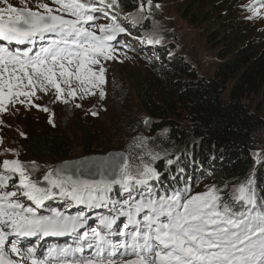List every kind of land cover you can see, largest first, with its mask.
Masks as SVG:
<instances>
[{
  "label": "snow or ice",
  "instance_id": "obj_1",
  "mask_svg": "<svg viewBox=\"0 0 264 264\" xmlns=\"http://www.w3.org/2000/svg\"><path fill=\"white\" fill-rule=\"evenodd\" d=\"M21 4L0 0V113L10 105L31 104L32 97L39 99L37 91L47 94L49 87L61 99L66 90L62 84L68 96L75 97L78 87L81 98L98 89L104 99L107 69L102 61L115 58L112 41L127 33L126 27L115 16L106 25H95V13L108 16L95 0H52L55 7L41 0L37 10L28 7L27 0ZM255 4L259 7L251 6L250 11L258 16L264 0ZM151 6L152 0H147L139 10ZM108 7L119 4L112 0ZM147 42L160 43L151 38ZM38 167L32 162L30 171L18 159L0 162V264H264V197L257 196L251 177L227 195L213 185L202 193L185 188L157 198L149 182L158 180L159 174L146 164L133 174L125 163L116 178L94 181L73 179L63 175V169H53L42 173L44 183L32 179ZM16 177L18 182L10 186ZM113 185H119L129 199L119 208L114 204L115 215L102 217L100 230L77 235L74 245L49 247L43 256L37 255L36 247L22 251L16 243L6 249L10 236L78 233L85 227L83 213L68 216L53 210L51 215H40L38 209L57 195L89 208L107 207ZM141 187L148 195L137 200L133 191ZM118 216L127 218L125 231L118 233L126 239L113 242L108 235ZM86 249L91 250L87 255Z\"/></svg>",
  "mask_w": 264,
  "mask_h": 264
},
{
  "label": "trees",
  "instance_id": "obj_2",
  "mask_svg": "<svg viewBox=\"0 0 264 264\" xmlns=\"http://www.w3.org/2000/svg\"><path fill=\"white\" fill-rule=\"evenodd\" d=\"M212 1L184 0L181 16L192 26L211 23L206 42L219 60L213 76L206 80L196 77L181 58L167 57L170 51L162 47L153 63L156 80L139 83L135 91L137 103L150 121V133L170 131V140L177 146L174 155L156 163L159 179L151 187L157 195H169L192 187L197 179H209L227 195L232 186L251 177L257 196L264 197V164H254L252 159V137L264 131V115L247 103L253 97L264 99V40L252 37L249 23L240 17L227 27V12L206 10L214 5ZM117 2L122 9L135 6L133 0ZM183 76L191 80L180 83ZM32 105L24 108L23 115L32 111V117L40 120L23 121L21 160L54 166L67 161L70 142ZM183 120L190 130L180 129ZM92 126L77 127L84 157L98 154V135ZM33 177L38 179L37 174ZM121 194L114 189L109 196L120 198Z\"/></svg>",
  "mask_w": 264,
  "mask_h": 264
},
{
  "label": "rangeland",
  "instance_id": "obj_3",
  "mask_svg": "<svg viewBox=\"0 0 264 264\" xmlns=\"http://www.w3.org/2000/svg\"><path fill=\"white\" fill-rule=\"evenodd\" d=\"M96 1V6L103 8L108 13V16L105 17L102 12H98L99 19L111 21L109 17L115 16L117 22L127 29V33L118 34L119 39L124 44L113 53L115 58L102 61L107 69L105 73L106 84L103 85L104 99H100L98 89L92 90L96 93L95 95H84L81 98L82 94L78 87L75 97L68 96L67 88L62 84V87L66 89L63 98L58 99L55 89L49 87L47 94L37 91L39 99L32 97L31 104H39L41 107L35 108L48 120H51L52 124L56 125L70 142L71 153L67 161L84 158L81 153L82 144L77 127L83 126L85 123L94 125L92 127L98 135V141L95 144V149L98 152L96 156H107L115 152L121 153L126 157L129 171L133 174L138 170H143L145 164L155 169L158 161L174 155L177 146L170 140V131L163 130L155 134L150 133V121L139 107L135 97L136 88L143 81L156 80L158 73L153 65V61H156L153 58L159 48L162 47L170 51L167 57L181 58L186 64V69L196 77L204 80L211 78L219 63L216 52L206 42V35L210 31L211 23L198 26L189 25L181 16L184 0H152V6L146 8L144 12H141L139 8L141 4L147 5V0H133L135 4L133 9L116 8L115 10L102 7ZM203 1L201 0V2ZM9 2L17 7L24 6L21 4V0H9ZM39 2L41 0H27V6L37 10L36 5ZM43 2L55 7L51 1L45 0ZM212 2L214 5L210 4L209 7L207 4L206 10L215 9L216 11L227 12L228 16L224 20L227 27L228 23L231 26L232 23L230 22H234L237 17H240L241 20L249 23L252 37L264 40V8L260 9L258 16H254L250 11L251 6L259 7L255 4V0H213ZM157 4L160 7L157 8ZM108 23L110 22L99 21L98 25L102 26ZM225 25L220 24L221 27H226ZM149 38L158 39L160 43L149 44L147 42ZM115 41L117 42V40ZM180 78V83L191 80L187 76ZM76 86V82H73V87ZM23 99L22 97L21 100ZM65 99L67 103L63 102ZM247 103L263 117L264 99L262 97H253ZM77 104L80 107H76ZM28 105L27 101L23 104L18 103L15 107L10 105L7 112L0 113V162L4 159H18L31 171L32 162L20 158L22 153L20 143L25 138L23 121L26 119L29 121V118L37 120L40 117H32V111L25 117L23 111ZM43 108H47L48 111H43ZM180 129L188 131L190 127L183 120L180 123ZM252 145L254 164H264V131L252 137ZM35 163L39 167L37 171L32 173V179L35 180L33 176L37 174L38 179L44 183L42 173L53 170L54 165H51L50 162ZM172 163L173 160L167 164ZM153 181L155 180H151L149 183L151 184ZM16 182H18V177L10 182V186ZM213 184L209 179H197L193 183L191 191L193 194L202 193L212 187ZM240 184L242 183L232 186V191ZM119 190L122 193L120 199L127 197L128 193L122 192L120 187ZM139 191L142 192L139 193ZM143 192L147 193L143 187L133 191L136 198L142 196ZM49 204L51 212L56 210L68 216L69 214L76 216L78 213H83L85 217H88L91 212L89 207L78 205L74 201L59 195L55 196ZM109 207L110 204L103 210ZM105 214L110 215L108 211Z\"/></svg>",
  "mask_w": 264,
  "mask_h": 264
},
{
  "label": "water",
  "instance_id": "obj_4",
  "mask_svg": "<svg viewBox=\"0 0 264 264\" xmlns=\"http://www.w3.org/2000/svg\"><path fill=\"white\" fill-rule=\"evenodd\" d=\"M127 163L126 157L121 153L109 155L87 156L74 161H63L54 166V169H63V175L72 176L79 180H111L118 176L119 168ZM115 185H113L114 187Z\"/></svg>",
  "mask_w": 264,
  "mask_h": 264
},
{
  "label": "bare ground",
  "instance_id": "obj_5",
  "mask_svg": "<svg viewBox=\"0 0 264 264\" xmlns=\"http://www.w3.org/2000/svg\"><path fill=\"white\" fill-rule=\"evenodd\" d=\"M7 249V248H6ZM19 259V258H18Z\"/></svg>",
  "mask_w": 264,
  "mask_h": 264
}]
</instances>
